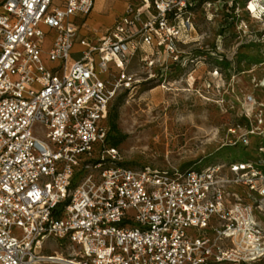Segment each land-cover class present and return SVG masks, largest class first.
I'll use <instances>...</instances> for the list:
<instances>
[{
	"label": "built area",
	"instance_id": "built-area-1",
	"mask_svg": "<svg viewBox=\"0 0 264 264\" xmlns=\"http://www.w3.org/2000/svg\"><path fill=\"white\" fill-rule=\"evenodd\" d=\"M96 1L0 0V264H38L48 242L75 250L67 264L264 259V94L230 129L253 158L125 165L112 103L141 85L137 54L166 88L198 0L131 1L112 27L82 34Z\"/></svg>",
	"mask_w": 264,
	"mask_h": 264
},
{
	"label": "rangeland",
	"instance_id": "rangeland-1",
	"mask_svg": "<svg viewBox=\"0 0 264 264\" xmlns=\"http://www.w3.org/2000/svg\"><path fill=\"white\" fill-rule=\"evenodd\" d=\"M252 1L198 0L194 4L193 30L181 45L183 64L170 67L165 89L159 86V76L145 79L151 69L142 68L141 54L133 57L130 69L142 83L134 91H121L109 115V125L117 126L110 130V142L120 141L115 146L125 165L187 170L253 158L254 143L247 148L230 143L238 132L230 129L244 122L246 97L264 94L259 85L264 78V0H255V9ZM126 2L97 0V9L107 17L112 11H123ZM112 22L92 23L90 29ZM41 254L46 258L61 254L69 260L75 250L68 244L48 242ZM38 264L67 263L43 259ZM249 264H264V259Z\"/></svg>",
	"mask_w": 264,
	"mask_h": 264
},
{
	"label": "crops",
	"instance_id": "crops-1",
	"mask_svg": "<svg viewBox=\"0 0 264 264\" xmlns=\"http://www.w3.org/2000/svg\"><path fill=\"white\" fill-rule=\"evenodd\" d=\"M126 1H127L126 6H125L123 11H121L119 14H115V11H112L110 16H107V17L100 13L101 10L97 9V1H96L94 9L91 12L90 16L88 17L86 25L82 29V34H92L94 32L100 33V32H104L108 28L112 27L115 24V22L119 19V17L124 14L128 4L132 0H126ZM117 5L115 7L118 9H121L122 6L120 4H117ZM109 22H112V23L110 25H106L103 28H101V26L103 25L102 23H109ZM92 23L95 24V26H96V24H102V25L101 26L99 25L98 28H95V30H91L90 27L93 25ZM79 49H80V46L77 45L75 47V50H79Z\"/></svg>",
	"mask_w": 264,
	"mask_h": 264
},
{
	"label": "bare ground",
	"instance_id": "bare-ground-1",
	"mask_svg": "<svg viewBox=\"0 0 264 264\" xmlns=\"http://www.w3.org/2000/svg\"><path fill=\"white\" fill-rule=\"evenodd\" d=\"M121 3V2H120ZM118 6V5H117ZM252 9H255V0H253L251 2ZM264 16V8L262 10V14H261V18ZM46 260H50L53 262H58V263H67V260L65 259V257H63L61 254L54 256V257H47Z\"/></svg>",
	"mask_w": 264,
	"mask_h": 264
},
{
	"label": "trees",
	"instance_id": "trees-1",
	"mask_svg": "<svg viewBox=\"0 0 264 264\" xmlns=\"http://www.w3.org/2000/svg\"><path fill=\"white\" fill-rule=\"evenodd\" d=\"M113 130H117V126H116V124L115 123H113L111 126H110ZM111 130V129H110ZM110 137V136H109ZM120 141H115L113 144L114 145H117L118 143H119ZM254 142V141H253ZM248 159V158H247ZM244 160H246V159H244Z\"/></svg>",
	"mask_w": 264,
	"mask_h": 264
}]
</instances>
